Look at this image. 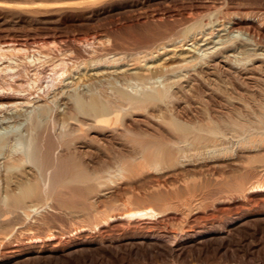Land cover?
Instances as JSON below:
<instances>
[{"label":"rangeland","instance_id":"1","mask_svg":"<svg viewBox=\"0 0 264 264\" xmlns=\"http://www.w3.org/2000/svg\"><path fill=\"white\" fill-rule=\"evenodd\" d=\"M56 1L0 0V44L3 41L31 43L47 37L57 46H68L72 40L88 38L95 47H102V43L107 45V39L144 36L161 25L176 24L179 30L182 20L191 14L193 20L199 19L198 24L202 23L199 37L210 33L204 36L208 38L204 43H211L195 50L197 45L188 41L185 48H194L195 53L204 56L227 47L225 54L232 52L236 59H242L247 53L264 55V0ZM234 19H242L237 22L243 30L230 28L232 21L229 20ZM193 20L188 24L197 22ZM246 27H250L249 34L244 32ZM250 34L259 44L255 45ZM81 67L72 71L70 77H76L77 71L82 72ZM99 68L100 65L90 67L94 69L90 73ZM39 72L37 84L44 88L50 84V67L44 66ZM243 76L237 77L241 82L236 78L227 80L228 76L223 75H219L221 78L207 76L211 78L210 82L207 80L210 90L204 105L221 125L228 126L232 119L250 126L242 132L234 130L236 133L230 126L222 134L207 133V146L191 150L190 154L185 151L190 145L180 143L172 165L144 170L132 174L133 177L120 178L115 167L102 170L100 178L69 183L62 191L63 207L46 208L29 217L21 212L9 216L4 226L0 225V264H264V193L247 192L251 185L264 183V143L257 140L264 138V121L261 123L254 115L263 112L259 115L264 119V101L262 106L250 91L248 94L253 83L243 80L246 78ZM70 81H63V85ZM181 85L184 90L190 87L187 82ZM87 88V85L80 86L79 90L89 94ZM226 98L229 101L231 98L232 103ZM39 104L20 110L31 116ZM192 105L181 103L180 108H202ZM8 125L13 129L17 124L11 121ZM236 182L241 183L240 189L230 187ZM147 206L160 211L159 216L119 218L127 210ZM107 216L115 219L103 223Z\"/></svg>","mask_w":264,"mask_h":264},{"label":"bare ground","instance_id":"2","mask_svg":"<svg viewBox=\"0 0 264 264\" xmlns=\"http://www.w3.org/2000/svg\"><path fill=\"white\" fill-rule=\"evenodd\" d=\"M190 20H193L191 14H187L179 30H176V24L161 25L144 36L114 41L107 39V45L102 43V47H95L88 38L87 41L78 37L68 46H57L47 37L31 43L3 41L0 44V225L4 226L9 216L18 212L29 217L31 213L46 208L63 207L62 191L69 183H85L100 178L102 170L112 167L118 169L120 178L166 167L173 164L180 143L190 145L188 150L185 149L189 153L207 146V133L213 136L228 126L236 133L234 130L242 132L244 127L250 126L232 119L228 126H224L212 118L204 105L207 90H210L207 80L210 82V76L217 78L219 75L235 80L244 75L246 78L243 80L253 83L248 94L250 91L253 99H258L263 106L264 55L259 57L260 53H247L242 59H236V55L230 54L232 52L225 54L227 47L219 51L217 48V52L215 48L214 54L204 56L202 53L207 50L203 48L205 51L198 55L194 48L191 50L184 46L190 41L193 46H198L195 50L206 47L211 42L204 43L208 40L204 36L210 33L199 37L202 23L198 24L199 19H196L197 22L188 24ZM241 20H229L232 21L230 28L240 30L243 27L238 26ZM249 28L246 27L244 32L249 34ZM250 35L255 45L259 44ZM198 42L202 43L198 45ZM160 50L163 54L159 53ZM221 63L228 69H223ZM97 65H100L99 70L90 73L94 70L90 67ZM249 65L252 67L248 68ZM44 66L50 67L51 76L50 84L42 88L37 81L39 69ZM80 66L82 72L77 71L76 77H70V73L76 72L74 70ZM67 79L71 81L63 85ZM183 82L190 86L187 90L182 87ZM85 85L89 94L79 90ZM69 87L74 88L67 90ZM230 101L232 103L231 98ZM40 102L33 115L22 114L20 108ZM181 103L188 106L198 104L202 108H180ZM259 114L254 113L263 123L264 119ZM23 116L24 119H20ZM11 121L17 124L13 129L8 125ZM257 140L264 143V138ZM233 165L236 162L233 161ZM230 187L240 189L241 183L236 182ZM247 192L264 193V183L251 185ZM159 214L160 211L147 206L127 210L119 218L145 219ZM114 219L107 216L103 223Z\"/></svg>","mask_w":264,"mask_h":264}]
</instances>
